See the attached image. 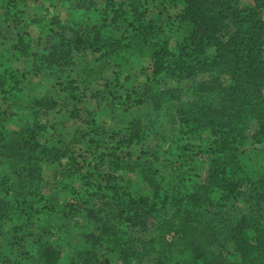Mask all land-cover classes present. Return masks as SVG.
Listing matches in <instances>:
<instances>
[{
    "label": "trees",
    "instance_id": "16d2710c",
    "mask_svg": "<svg viewBox=\"0 0 264 264\" xmlns=\"http://www.w3.org/2000/svg\"><path fill=\"white\" fill-rule=\"evenodd\" d=\"M22 1H0L3 24L15 27L25 13L20 7ZM125 1L74 0L67 20L61 22L57 16L52 19L60 28L58 41L43 46L39 40H27L26 32H17L14 48L30 59L29 69L34 74H42L61 85L78 101L81 93L75 79L64 78L76 64V51H97L101 57L113 59L116 66L134 54L146 55L150 70L141 89L131 90V99L139 102L146 98L156 109L174 111L178 126L175 148L185 152L198 147L207 153L206 167L200 177H176L162 176L152 170V162L145 163L142 168L146 165V171L141 177L146 191L133 193L117 181L114 170L123 168L120 162L123 146L144 140L147 129L137 119L116 130L86 119L90 128L88 141L94 147L89 166L97 169L102 164L106 171L104 184H100L92 178L94 171L90 168L82 171L80 167L78 172L75 168L66 169L67 175H78L74 181L83 180L80 186L87 188L69 191L72 196L67 205L71 216L86 205L83 217L95 221L98 229L85 233L91 248L83 249L79 259L77 254L73 256L71 264H109L98 249L112 245L120 248L122 259L127 261L136 252V240L147 244L152 239L126 234L121 219L129 218L131 226L145 233L146 220L158 206L159 209L168 206L170 213L161 214L156 222L152 217L148 222L156 224L165 237L156 264H264V164L247 173L238 154L249 145L264 144V19L256 5H243L240 0H157L173 23L169 27H175L169 33L165 24L148 18L147 6L141 0ZM256 4L264 6V0H257ZM121 28L123 32L117 36L116 30ZM173 37L177 39L172 46ZM208 47L213 48L211 55L206 53ZM25 73L11 67L0 72L1 99L15 94ZM120 77L117 74L115 78L119 81ZM169 78L189 83L164 87L163 82ZM37 103L36 113L41 107V102ZM47 106L55 107V103ZM6 116L3 108L0 143L9 138ZM47 125L46 120L39 118L22 128L18 161L26 180V198L36 195L40 198L42 167L46 161H56L64 168L76 165L72 154L41 142L40 133ZM91 131L108 133L102 148ZM9 186L0 170V220L7 218L13 208L4 197ZM217 192L226 200L241 196L247 209L223 218L222 222L213 221L208 209L213 206ZM15 213L17 218L26 216L21 209ZM227 243L233 244L235 256L223 251ZM60 249L45 245L43 260L36 264H56ZM23 259L11 256L6 258V264H28Z\"/></svg>",
    "mask_w": 264,
    "mask_h": 264
},
{
    "label": "rangeland",
    "instance_id": "374dc122",
    "mask_svg": "<svg viewBox=\"0 0 264 264\" xmlns=\"http://www.w3.org/2000/svg\"><path fill=\"white\" fill-rule=\"evenodd\" d=\"M141 1L147 6L148 18L159 24H165L167 28L173 24L157 0ZM73 2L74 0H53L51 2L50 0H23L20 7L23 6L25 13L15 24V33L26 32L27 40H39L43 46H47L50 41H54L56 38L49 29L50 22L60 13H69L70 4ZM240 3L256 5L264 19V6H258L257 0H240ZM172 29L174 32L175 27H169L167 32L173 33ZM122 32V28L117 29L116 35L119 36ZM175 39L177 37H173L172 46L175 44ZM136 40L135 38L134 42H137ZM32 43L35 44V42ZM206 53L211 55L213 48L208 47ZM95 57L97 61H94ZM100 58L101 60H99ZM75 60L76 64L70 68L64 78L75 79L81 93L79 101L71 98L68 91L63 90L61 85L47 79L42 74H34L29 69V58L22 57L18 62L10 57L7 62L0 59V72L7 67L26 72L19 87L15 90V94L10 93L7 97L5 95L3 99L0 98V110L6 109V126L9 131V138L0 143V170L6 175L10 185L9 191L4 194V197L13 204L9 216L0 220V264H6V258L11 256L20 258L23 256L22 262L36 264L43 260L42 248L47 244L61 248L56 264H71L73 256L77 254L79 259L83 249L91 248L85 233L98 231L95 221L83 217L86 205L81 207L78 212L75 211L73 216H71L72 211L70 213V208L67 205L71 200L69 197L72 196V193L69 195V191L72 188H87L80 186L83 180L74 181L78 179V175H67L66 169L75 168L78 172L80 167H82V171L90 168L94 171L92 178L100 184H104L106 167L99 164L97 169H94L88 163L92 159L94 147L88 141L87 132L90 128L86 124V119H94L109 130H116L121 128L125 122L137 119L147 129L148 133L144 140L137 144L123 146L120 156L123 168L114 170L117 181L133 193L146 191V183L142 181L141 177L143 171H146V165L142 168L145 163L152 162V170L162 176L187 177L191 175L200 177L205 170L207 153L201 152L196 146L185 152L175 148L178 126L174 111L164 107L156 109L146 98L139 102L131 99L133 98L132 87L136 86L140 90L144 74L149 71V58L145 55H135L132 57V62L124 65L121 69H114L107 58L101 57L97 51L75 53ZM78 63L83 69L79 74L76 73ZM90 69L94 72L90 73ZM117 71L119 73L129 72L132 77L129 80L117 81L115 78ZM187 83L189 80L169 78L163 82V86H183ZM127 94H130L129 98L126 97ZM38 101L41 102V107L36 113ZM52 103H55V107L48 108L47 104ZM39 118L48 123L46 130L40 133L41 142L45 145L62 148L66 154H72L76 158V165L64 168L60 167L56 161H46L42 167L43 179L40 198L39 195H36L35 198L32 196L26 198L24 194L27 190L26 180L21 175L18 161L19 142L22 128ZM107 134L106 132H92V135L98 138L101 148ZM177 141L178 144H181L180 140ZM238 154L242 167L247 173H250L255 166L264 164V144L249 145ZM69 174L73 173L69 172ZM222 195L217 192L213 198V206L208 209L209 216L213 221L218 222L223 218H230L237 213L240 214V210L247 209L241 196L237 199L226 200L221 198ZM167 208L168 206L159 209L158 206V209L152 214L155 222L161 214L170 213ZM20 209L25 212L24 219L16 217L15 211ZM28 217L29 219L26 220ZM152 217L146 220L148 231L145 233H139L138 229L131 226L132 222L129 221V218H126L125 221L121 219V227L126 234L135 238L141 236L145 240L152 239L147 244L136 240L134 242L135 255L132 253L133 255H130L127 261L122 259L120 248L115 245L98 249V254L102 259L106 258L109 264H156V255L161 251V242H165V237L156 224L148 223ZM19 225L22 226L21 229H18ZM23 232L25 234L21 237ZM223 251L228 256L236 255L232 243H227Z\"/></svg>",
    "mask_w": 264,
    "mask_h": 264
},
{
    "label": "crops",
    "instance_id": "0c3cea01",
    "mask_svg": "<svg viewBox=\"0 0 264 264\" xmlns=\"http://www.w3.org/2000/svg\"><path fill=\"white\" fill-rule=\"evenodd\" d=\"M67 18H69V13H66V12L60 13L58 16V19H60L61 22H63ZM49 29L52 31V34H54V36L56 37L54 41H50L49 43H53L55 41H58L59 40V32H60V28L58 27V25L51 21L50 25H49ZM16 33H15V29L13 26L5 25L0 21V59H2V60L4 59L6 62H7L8 57H10L11 59L14 58V61H16V62H18L20 60V58L22 59V57H24L22 54H20V52L16 51V49L14 48L15 47L14 44H15V41L17 38ZM79 52H83V51L82 50L76 51V53H79ZM91 52L93 53L94 51H91ZM135 55H137V54L130 56V59L127 62L122 63L119 66L114 65L115 62L113 59L107 58V57H105V58H107V61H109L114 66V69H121V67H123L124 65L131 63L132 57ZM138 56H142V55H138ZM95 60H96V57H95L94 61ZM99 60H101V58ZM82 70H83L82 66L78 63L77 68H76V73L79 74L80 72H82ZM149 70H150V65H149ZM93 72H94V70L90 69V73H93ZM115 73H116V75L119 74L121 76L120 78L122 80H129L132 77L129 72L123 73V71H122L121 73H119V71H117ZM145 75L146 74H144V77H145ZM133 88H137V87L133 86L132 89Z\"/></svg>",
    "mask_w": 264,
    "mask_h": 264
}]
</instances>
